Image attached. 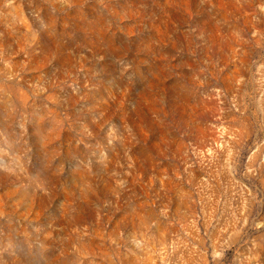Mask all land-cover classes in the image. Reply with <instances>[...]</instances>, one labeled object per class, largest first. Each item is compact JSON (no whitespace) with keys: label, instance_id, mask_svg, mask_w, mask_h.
Returning a JSON list of instances; mask_svg holds the SVG:
<instances>
[{"label":"rangeland","instance_id":"obj_1","mask_svg":"<svg viewBox=\"0 0 264 264\" xmlns=\"http://www.w3.org/2000/svg\"><path fill=\"white\" fill-rule=\"evenodd\" d=\"M0 264H264V0H0Z\"/></svg>","mask_w":264,"mask_h":264}]
</instances>
